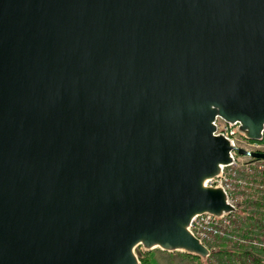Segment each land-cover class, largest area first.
Returning <instances> with one entry per match:
<instances>
[{"label": "water", "instance_id": "1", "mask_svg": "<svg viewBox=\"0 0 264 264\" xmlns=\"http://www.w3.org/2000/svg\"><path fill=\"white\" fill-rule=\"evenodd\" d=\"M264 124V0H0V264L206 257L205 187Z\"/></svg>", "mask_w": 264, "mask_h": 264}, {"label": "rangeland", "instance_id": "2", "mask_svg": "<svg viewBox=\"0 0 264 264\" xmlns=\"http://www.w3.org/2000/svg\"><path fill=\"white\" fill-rule=\"evenodd\" d=\"M236 136L244 140L243 132L236 130ZM259 143L248 140L246 145L239 143L238 147L257 151ZM221 173L229 179L235 204L229 231L234 238L210 237L205 241L206 257L184 250L169 251L159 246L145 248L138 244L133 248L138 264H252L253 261L264 264V162H254L236 154L234 164L223 168ZM258 201H261L259 206L255 205Z\"/></svg>", "mask_w": 264, "mask_h": 264}, {"label": "built area", "instance_id": "3", "mask_svg": "<svg viewBox=\"0 0 264 264\" xmlns=\"http://www.w3.org/2000/svg\"><path fill=\"white\" fill-rule=\"evenodd\" d=\"M212 124L214 126L213 134L215 136H222L225 139H227V141L232 147L239 148L238 147L239 143H241V145L247 144L248 139L246 138L244 133H243L244 134L243 141L240 138H237L236 136V130L240 131V124L238 122H227L223 118L216 116ZM257 142H260L259 143L260 145L258 146L259 149L257 151L264 152V124L261 130V138ZM236 154L237 152L235 150L230 151L231 162L225 166H222L220 172L216 176L205 180L203 184L205 187L222 189V191L226 196L227 203L231 207H233L234 211L229 213H223L221 215H213L210 213L196 214L191 218L187 226V230L189 231V233L192 236H194L204 246H205V241H207L210 237H231L229 233L232 226L231 215L234 214L236 209H235L234 200L231 198V194H230L231 188H230L229 179L224 177L221 172L223 168L234 164ZM243 157L250 158L247 156H243ZM250 159L254 160V162H259V161L264 162L262 160H255L252 158Z\"/></svg>", "mask_w": 264, "mask_h": 264}, {"label": "trees", "instance_id": "4", "mask_svg": "<svg viewBox=\"0 0 264 264\" xmlns=\"http://www.w3.org/2000/svg\"><path fill=\"white\" fill-rule=\"evenodd\" d=\"M251 143L253 142H256V141H250ZM259 202H261V201H258L255 205H257V206H259ZM263 204V202L261 203V205ZM255 216L254 215H251V218H254ZM254 219H256V217L254 218ZM260 222V219H259V221L257 220L255 223L257 224V223H259ZM198 256V255H197ZM199 257V256H198ZM252 264H261L259 261H253L252 262Z\"/></svg>", "mask_w": 264, "mask_h": 264}]
</instances>
